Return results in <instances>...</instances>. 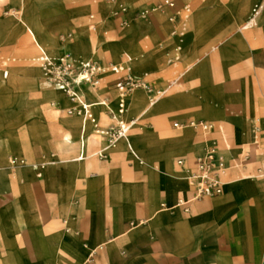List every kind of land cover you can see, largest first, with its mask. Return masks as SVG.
Returning <instances> with one entry per match:
<instances>
[{
	"label": "crops",
	"instance_id": "0c3cea01",
	"mask_svg": "<svg viewBox=\"0 0 264 264\" xmlns=\"http://www.w3.org/2000/svg\"><path fill=\"white\" fill-rule=\"evenodd\" d=\"M258 1L202 0L180 41L183 20L171 21L170 7L118 31L109 15L119 4L98 5L106 18L100 25L97 12L88 14L89 23L97 18L93 35L84 0H13L18 21L0 18V264H264V177L256 175L264 167V10L248 23ZM51 28L76 32L60 43ZM15 32L23 35L11 45ZM39 49L114 63L129 55L133 74L167 92L153 105L144 89L120 96L113 74L97 89L77 86L98 128L138 119L100 157L106 138L95 124L69 114L79 104L26 63ZM199 120L215 129L206 133ZM213 143L231 166L224 191L184 212L176 204L193 193L187 171ZM12 158L51 163L40 177Z\"/></svg>",
	"mask_w": 264,
	"mask_h": 264
},
{
	"label": "built area",
	"instance_id": "2783aa9c",
	"mask_svg": "<svg viewBox=\"0 0 264 264\" xmlns=\"http://www.w3.org/2000/svg\"><path fill=\"white\" fill-rule=\"evenodd\" d=\"M93 2H116L118 0H92ZM176 0H162L152 6L143 9L139 14L142 18L146 19L154 12L163 10L166 7L175 8ZM184 12L191 11V3L187 2L183 6ZM264 10V0H259L252 8L249 22L251 23L257 16ZM91 21L90 27L92 30L97 28L96 14L89 15ZM177 15L170 16L171 21H175ZM177 29L172 31L175 35ZM179 48L175 49L179 52ZM133 58L129 55L126 56L125 61L120 63L102 62L94 59H83L75 57L72 54H63L60 59H53L48 57L43 52L37 61L43 67L44 79L50 86L63 91L73 102L79 104V107H72L67 110L69 114H79L85 121H91L95 124L96 131L106 138V145L96 154L100 157H107V150L115 147L121 140L126 139L129 131L138 122V119L131 121L118 120L116 115L113 118L117 119V125L111 126L108 129L98 128V122L92 112L93 103H88L84 100L83 96L77 91L76 87L81 84H86L91 88L97 89L100 87L102 80L105 76L113 74L117 76L115 88L118 90L120 96H127L138 89H144L149 93L150 105L155 104L161 97H163L166 89L156 88L147 79L146 75H135L130 71L129 63ZM104 103V102H100ZM125 106L120 105V112H123ZM175 126L181 127L179 122L174 123ZM206 133L215 129V124L205 120L195 122ZM259 132V128H256ZM131 148V147H130ZM247 157L238 161L235 167L242 166ZM183 163L182 159L178 160ZM51 162L42 160L39 162H29L26 158H12L11 164L14 166L30 165L41 177L43 171ZM231 166L228 164L227 158L224 153L219 149L217 144H210L206 146L202 152L195 157L194 167L187 171L186 179L193 189V193L186 198H179L176 207L183 209L184 212H189L191 205L196 201L204 198H211L218 196L224 191L225 176L229 172ZM257 177H264V167H259L257 170ZM164 206V204H163Z\"/></svg>",
	"mask_w": 264,
	"mask_h": 264
},
{
	"label": "rangeland",
	"instance_id": "374dc122",
	"mask_svg": "<svg viewBox=\"0 0 264 264\" xmlns=\"http://www.w3.org/2000/svg\"><path fill=\"white\" fill-rule=\"evenodd\" d=\"M84 1L87 2L88 5L91 6V8L86 12V14L84 16V19H85L84 21L86 22V26L89 28L90 33L94 35V34H96L97 31H93L91 29L90 23L88 21V14L90 12H92V11L97 12L98 13V18H99V21H100V25H101L102 21L106 17H104L101 13L98 12L97 6L98 5H104V6H107V7H112V9H113V4L115 2L100 3V4H96L95 5V4L92 3L91 0H84ZM159 1L160 0H130V5H128L125 8L114 9L113 12H112V9H111L110 13L111 12L112 13L109 16H110V18H113L116 21V26L115 27H116V29L118 31L119 30H125V29H127L128 24L131 22V19L133 17L137 18V19H144V18H142L140 16L139 13L143 9L147 8L151 3L159 2ZM201 1L202 0H177V7L174 8V12H175V14H178L183 20V24H182V26L179 29V33L183 29L186 28V24H187L188 20L191 18V16L198 9V6H200L202 4ZM37 2L48 3V0H37ZM187 2L191 3V11L189 13L184 12V10H183V6ZM34 8H37V7H34ZM20 15H21V9H20V5L18 3L13 2V0H0V18L13 17L16 21H18V17ZM47 24L51 25V21L50 22L48 21ZM50 31L53 34V36H55L60 43H65L69 38L73 39L74 38V33L76 32V30L73 29L70 33H68L65 30L59 29V28H51ZM113 31H114L113 28L105 29L104 34H105V37L107 38V40L113 41L115 39V37L117 35L115 33H113ZM26 34H28V33H26ZM22 35L23 34H19V33L17 34L16 32L15 33H11L10 37L11 38L15 37V40L13 42H11V45L12 44L13 45H17L19 43V38ZM102 51H103V47L98 49V51L96 52V55L93 56V58H97L100 55H102L103 54ZM62 52H64L65 54H71V52L69 50L62 51ZM42 53H43V51H41L40 49L37 50V54L35 56L25 60L26 63L27 64H35L38 67L39 66L42 67L40 62H38L36 59L35 60L33 59L34 57H36V56L38 57ZM106 54H109V53L107 52ZM7 57H10V61H9L10 63L20 62L18 55L5 56L4 58L7 59ZM100 57H102V56H100ZM14 58L16 60H14ZM0 60H1V56H0ZM98 137H100V136H98Z\"/></svg>",
	"mask_w": 264,
	"mask_h": 264
},
{
	"label": "bare ground",
	"instance_id": "6f19581e",
	"mask_svg": "<svg viewBox=\"0 0 264 264\" xmlns=\"http://www.w3.org/2000/svg\"><path fill=\"white\" fill-rule=\"evenodd\" d=\"M114 4H119V7H120V8H125V7H123L122 4H120V0L116 1ZM185 32H186V30H183V31H181L179 34L176 35L177 37H179L180 41H182V39H183V37H184V35H185ZM61 56H62V54L59 55L58 57H51V56H48V57L53 58V59H60ZM36 60H37V59H36ZM39 68H40V72H41V74L44 75V70H43V68L40 67V66H39Z\"/></svg>",
	"mask_w": 264,
	"mask_h": 264
}]
</instances>
